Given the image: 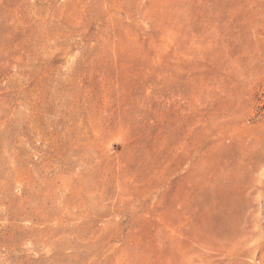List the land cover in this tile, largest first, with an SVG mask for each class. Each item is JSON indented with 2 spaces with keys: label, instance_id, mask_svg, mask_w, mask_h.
<instances>
[{
  "label": "rangeland",
  "instance_id": "rangeland-1",
  "mask_svg": "<svg viewBox=\"0 0 264 264\" xmlns=\"http://www.w3.org/2000/svg\"><path fill=\"white\" fill-rule=\"evenodd\" d=\"M0 264H264V0H0Z\"/></svg>",
  "mask_w": 264,
  "mask_h": 264
}]
</instances>
